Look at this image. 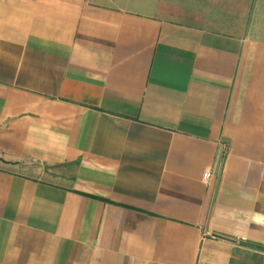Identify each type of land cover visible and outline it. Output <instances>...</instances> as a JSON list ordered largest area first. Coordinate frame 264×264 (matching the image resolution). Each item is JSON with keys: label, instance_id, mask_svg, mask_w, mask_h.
Wrapping results in <instances>:
<instances>
[{"label": "crops", "instance_id": "0c3cea01", "mask_svg": "<svg viewBox=\"0 0 264 264\" xmlns=\"http://www.w3.org/2000/svg\"><path fill=\"white\" fill-rule=\"evenodd\" d=\"M198 263L264 264V0H0V264Z\"/></svg>", "mask_w": 264, "mask_h": 264}, {"label": "built area", "instance_id": "2783aa9c", "mask_svg": "<svg viewBox=\"0 0 264 264\" xmlns=\"http://www.w3.org/2000/svg\"><path fill=\"white\" fill-rule=\"evenodd\" d=\"M210 179V168H206L203 170L202 175H201V180L204 183H207L208 180ZM198 264H203V263H198Z\"/></svg>", "mask_w": 264, "mask_h": 264}]
</instances>
